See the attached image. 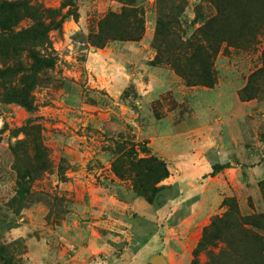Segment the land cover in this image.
<instances>
[{
  "label": "rangeland",
  "instance_id": "1",
  "mask_svg": "<svg viewBox=\"0 0 264 264\" xmlns=\"http://www.w3.org/2000/svg\"><path fill=\"white\" fill-rule=\"evenodd\" d=\"M5 1L21 5L15 32L32 27L35 16L48 25L50 11L64 18L48 32L53 68L32 74L27 53L1 54L0 69L24 71L0 79V264H156L157 256L165 264H193L203 229L227 212L225 200H235L242 217L264 214V0H182L188 36L202 28L208 37L210 28L222 33L224 19L213 22L221 11L237 24L212 54V89L149 65L157 54L158 0H137L145 20L140 40L101 47L92 41L107 15L122 12L118 0ZM251 76L258 97L243 102L239 93ZM22 77L34 86L31 109L5 97L20 93ZM191 120L205 129L177 136L176 126ZM132 141L140 144L139 158L148 157L146 145L167 163L172 177L163 184H178L185 195H199L197 186L210 181L199 177L195 188L185 181L195 176L187 171L193 154L215 158L222 144L232 147L231 162L246 184L227 177L230 188L213 210L198 208L199 222L181 221L186 208L172 199L149 204L114 173L118 146ZM224 248L218 242L211 250ZM226 251L225 263L234 264ZM198 260L210 263L208 253Z\"/></svg>",
  "mask_w": 264,
  "mask_h": 264
},
{
  "label": "trees",
  "instance_id": "2",
  "mask_svg": "<svg viewBox=\"0 0 264 264\" xmlns=\"http://www.w3.org/2000/svg\"><path fill=\"white\" fill-rule=\"evenodd\" d=\"M118 1L124 6L122 12L116 15H107L99 24L100 34L94 37L95 40L92 41L94 46L101 47L103 42L108 40L138 41L143 37L145 32L143 8L138 6L137 0ZM20 6L17 2L0 0V62L2 61L1 54L12 49L15 52H23V55L27 53L33 59L32 74L40 69L53 68L57 57L52 50L48 32L59 29L64 17L56 11H50L51 22L48 25L35 16L33 18L35 23L32 27L15 32L14 27L20 17ZM156 10L158 18L154 48L157 54L149 65L170 67L184 79L188 86L201 85L214 88L217 85V78L213 70L212 54L215 52L223 32L225 36L221 41L229 42L226 37L228 28H235L236 22L232 21L230 17L226 19L225 12L221 11L213 22L218 23L220 19H224V28L218 30L222 33H218L216 36V33L213 34L212 28H210L208 37L206 28H202L196 29L197 31L188 36V31H184L181 26L180 18L184 10L182 0H158ZM241 26L243 28L242 24ZM201 33L205 36L204 38L199 37ZM229 35H231L230 32ZM77 39L78 37L75 36L74 40L86 43L83 39ZM42 51L43 54H41ZM23 71L18 68L4 67V69H0V79L8 75L23 73ZM254 82L257 83L254 81V76H251L248 85L239 93L241 101L249 102L258 97L251 92ZM21 83L23 86L20 93L7 91L5 97H8V101L17 102L31 109L30 92L34 86L23 82V77ZM138 146L140 144H136L134 141L124 142L118 146V158L113 163L116 176L120 179L130 180L134 192L149 204L179 198L180 191L177 186L163 184L171 177L167 163L158 156L151 155L146 145L142 148V152L148 153V157L139 158ZM229 167V164H214L211 176L214 177ZM260 186L264 194V181L260 182ZM224 206L228 208L227 212L221 217L212 219L210 225L203 229L202 238L193 252V264H201L198 259L202 253H208L209 264H226L225 261L228 260L226 250L232 252L234 264H264V214L256 217H242L237 202L233 199L225 200ZM253 228L257 229L259 233L255 232ZM218 242L225 243V248L213 253L211 248L216 247Z\"/></svg>",
  "mask_w": 264,
  "mask_h": 264
},
{
  "label": "crops",
  "instance_id": "3",
  "mask_svg": "<svg viewBox=\"0 0 264 264\" xmlns=\"http://www.w3.org/2000/svg\"><path fill=\"white\" fill-rule=\"evenodd\" d=\"M177 128L180 130V132L177 133V136H188L190 134H195V133L197 134L205 129L201 123H197L195 122V120L193 121L191 120L188 122H181L176 126V129ZM192 143L194 142L192 141ZM230 149H232V147H227L225 144H222L221 147L217 148L218 151L216 150L215 152L217 153L214 155L215 158L210 156L200 158L199 156H195V154H193V156L189 161L190 166L189 168H187L188 170L187 169L186 170L187 171L194 170L195 176H193L194 178L186 179L185 181L188 180L187 184L193 185L192 181L195 180L196 181L195 184H197V179L202 176H204V178H208L210 181H207V183L204 185L197 186L198 188L196 189L198 190L196 191L197 193H199L200 196L198 194L197 196L185 195L184 194L185 189L183 188L181 190L180 186L178 184L176 185L177 187L179 186L178 189L180 191V196L179 198L175 199L172 203L177 205L179 208L180 207L186 208L185 211L178 213V217H177L178 219L179 218L183 219L181 221H185V222L196 219V221L199 222L200 221L199 218H201V216H199L196 213L197 209L203 207V208H207L208 210H213L212 208L218 205L220 201V195L223 189L230 188V184L229 181L227 180V177L230 178L233 184H236L237 182L246 184V181H244V179L239 178V168L233 166L235 164L231 162L232 159H231V154L229 152ZM214 164H220V165L229 164L231 166L229 168H225L219 174L212 177L211 176V173L213 172L212 165ZM171 177H172V171H171ZM183 184L184 183H182V185ZM184 204L186 205L183 206ZM208 214L209 212L207 213V215Z\"/></svg>",
  "mask_w": 264,
  "mask_h": 264
},
{
  "label": "water",
  "instance_id": "4",
  "mask_svg": "<svg viewBox=\"0 0 264 264\" xmlns=\"http://www.w3.org/2000/svg\"><path fill=\"white\" fill-rule=\"evenodd\" d=\"M157 258H163L162 256H157V257H155L154 259H153V263H156V264H165V260H164V258H163V262H157V261H155V259H157Z\"/></svg>",
  "mask_w": 264,
  "mask_h": 264
},
{
  "label": "bare ground",
  "instance_id": "5",
  "mask_svg": "<svg viewBox=\"0 0 264 264\" xmlns=\"http://www.w3.org/2000/svg\"><path fill=\"white\" fill-rule=\"evenodd\" d=\"M155 261L163 262V258H157V259H155Z\"/></svg>",
  "mask_w": 264,
  "mask_h": 264
}]
</instances>
